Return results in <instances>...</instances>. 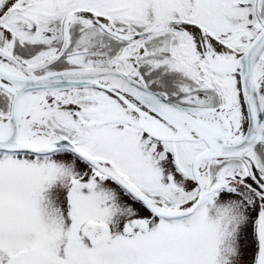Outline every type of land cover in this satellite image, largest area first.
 I'll list each match as a JSON object with an SVG mask.
<instances>
[{
  "label": "snow or ice",
  "instance_id": "6c2138e0",
  "mask_svg": "<svg viewBox=\"0 0 264 264\" xmlns=\"http://www.w3.org/2000/svg\"><path fill=\"white\" fill-rule=\"evenodd\" d=\"M0 264H264V0H0Z\"/></svg>",
  "mask_w": 264,
  "mask_h": 264
}]
</instances>
